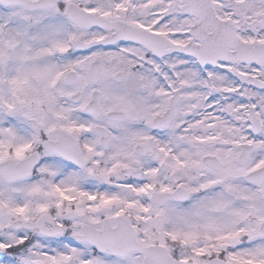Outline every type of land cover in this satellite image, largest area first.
Listing matches in <instances>:
<instances>
[{
    "label": "snow or ice",
    "instance_id": "obj_1",
    "mask_svg": "<svg viewBox=\"0 0 264 264\" xmlns=\"http://www.w3.org/2000/svg\"><path fill=\"white\" fill-rule=\"evenodd\" d=\"M0 264H264V0H0Z\"/></svg>",
    "mask_w": 264,
    "mask_h": 264
}]
</instances>
